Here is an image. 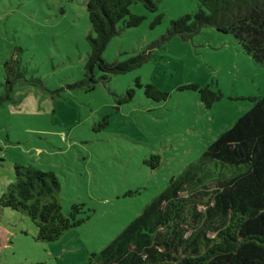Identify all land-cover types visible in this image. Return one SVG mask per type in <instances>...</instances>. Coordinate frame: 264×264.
<instances>
[{"label":"rangeland","instance_id":"1","mask_svg":"<svg viewBox=\"0 0 264 264\" xmlns=\"http://www.w3.org/2000/svg\"><path fill=\"white\" fill-rule=\"evenodd\" d=\"M87 1L0 0V95L5 61L20 57L25 75L0 107V198L15 165L33 164L59 177L64 211L84 205L85 219L42 242L29 216L0 205V264H86L264 94V66L233 35L207 26L191 38L169 36L197 0H153L156 11L133 4L144 20L114 37L104 58L150 60L93 90L72 87L91 51ZM147 84L168 98H148ZM193 84L223 96L208 108ZM129 88L133 100L119 104Z\"/></svg>","mask_w":264,"mask_h":264},{"label":"trees","instance_id":"2","mask_svg":"<svg viewBox=\"0 0 264 264\" xmlns=\"http://www.w3.org/2000/svg\"><path fill=\"white\" fill-rule=\"evenodd\" d=\"M197 1L196 13L172 21L170 37L191 38L204 27H214L233 35L264 66V0ZM137 3L149 11L158 8L153 0L87 1L91 51L84 78L72 87L93 90L99 81L131 72L150 60V53L125 61L104 58L114 37L144 20L131 11ZM4 67L0 107L14 100L13 93L25 77L20 57L5 61ZM137 84L142 86L140 80ZM188 88L199 91L208 108L223 96L211 85ZM135 93L136 89L129 88L119 104L132 101ZM145 94L156 101L169 96L153 84L145 85ZM251 100L249 110L86 264H264V94ZM159 159L151 157L152 161ZM14 170V181L1 196L0 205L29 216L37 227L38 241H57L85 220L79 218L84 205L72 204L64 211L62 184L54 172L33 164H16Z\"/></svg>","mask_w":264,"mask_h":264}]
</instances>
